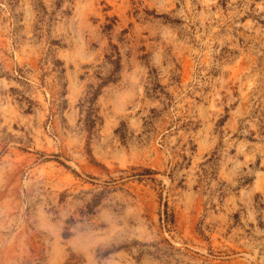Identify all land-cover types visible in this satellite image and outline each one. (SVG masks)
Here are the masks:
<instances>
[{
  "label": "clouds",
  "instance_id": "obj_1",
  "mask_svg": "<svg viewBox=\"0 0 264 264\" xmlns=\"http://www.w3.org/2000/svg\"><path fill=\"white\" fill-rule=\"evenodd\" d=\"M255 2L230 0L224 20L237 33L243 28L259 53L264 0L259 10L251 8ZM162 3L171 0H151L152 7ZM13 7L14 0H0V264H53L57 247V264H211V250L185 238L175 215L192 213L201 200L200 233L223 230L235 199L241 208L231 218V238L246 249L244 264H264V201L253 207L247 196L235 195L247 190L257 152L264 161V146L227 171V163L211 158L202 171L177 166L162 172L152 184L158 201L127 187L145 180V170L119 167L124 158L153 159L148 109L167 103L160 81L174 68V41L165 35L178 31L186 40L188 26L142 13L141 31L120 32L118 22L94 18L99 0H21L16 12L24 15L15 23ZM199 18L195 14L192 22ZM30 58L39 60V68ZM171 158L165 147L164 159ZM89 162L98 175L88 173ZM249 164L253 168L244 172ZM69 173L73 181L61 182ZM257 175L264 182V171ZM157 202L153 216L150 205ZM129 208L137 211L129 214Z\"/></svg>",
  "mask_w": 264,
  "mask_h": 264
},
{
  "label": "rangeland",
  "instance_id": "obj_2",
  "mask_svg": "<svg viewBox=\"0 0 264 264\" xmlns=\"http://www.w3.org/2000/svg\"><path fill=\"white\" fill-rule=\"evenodd\" d=\"M229 4L230 0H171L170 4L162 3L152 7L151 0L148 4L144 0H99V11L93 10L97 21L118 22L116 29L120 32L129 29L141 31L137 16L142 13L174 20L180 28L188 26L184 28L188 33L186 40L180 37L178 31L170 30L165 35L166 39L174 41L170 45L174 68L168 70L167 79L161 78L160 81L163 98L167 103L148 109L149 115L153 117L149 140L153 159L149 162L128 161L124 158L119 163L121 169L145 170L147 173L145 180H132L127 186L141 199L158 201L152 184L162 172L170 173L177 166L185 172L196 169L202 171L211 158H216L221 165L227 163L224 169L227 171L237 162L247 160L254 148L264 146V50L259 53L254 51L247 32L241 28L237 33L232 29L231 22L224 20L229 13ZM20 6L21 0H14L11 17L13 23L17 16L24 15L23 12H16ZM261 7L260 0L251 5L255 10ZM195 14H199L200 18L193 23L192 17ZM246 18H241L240 23H244ZM3 23L9 22L5 19ZM86 54L87 50L84 49L81 55ZM30 60L39 68L38 59ZM46 75L42 72L41 77H38L42 86ZM193 77L199 80L198 84H193ZM16 91L14 88L9 89L13 94ZM229 98H233L234 102L229 104ZM144 119L141 117L142 121ZM242 125L245 127L242 128ZM12 128L23 130L17 124H13ZM165 147L172 157L169 160L164 159ZM105 166L112 168L108 163ZM55 167L56 162H53L50 175ZM85 167L90 175L99 174L96 164L89 162ZM252 168L253 165L249 164L243 171L248 172ZM261 171H264V161L260 160L257 152L255 170L246 181L247 190L242 189L235 194L247 196L253 207L264 201V182L257 175ZM59 179L63 183H71L74 177L69 173ZM223 182L227 183L226 180ZM119 198L123 199L122 196ZM150 206L155 216L159 204L151 203ZM260 206L264 207V203H260ZM229 207L234 210L228 214V226L204 234L198 230L201 213L205 211L203 201H196L192 213L186 215L181 211L174 218L176 229L185 238H190L205 251L211 250V264H244L240 254L246 249L231 238L230 230L231 218L239 214L241 201L235 199ZM128 211L134 214L137 210L129 208ZM215 215L218 216L219 212ZM60 255L61 250L57 247L53 264H57Z\"/></svg>",
  "mask_w": 264,
  "mask_h": 264
}]
</instances>
